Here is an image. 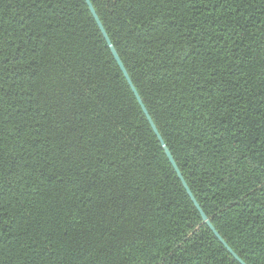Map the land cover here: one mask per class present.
Wrapping results in <instances>:
<instances>
[{
    "label": "trees",
    "instance_id": "16d2710c",
    "mask_svg": "<svg viewBox=\"0 0 264 264\" xmlns=\"http://www.w3.org/2000/svg\"><path fill=\"white\" fill-rule=\"evenodd\" d=\"M89 2L213 229L264 264V0ZM0 264H239L84 0H0Z\"/></svg>",
    "mask_w": 264,
    "mask_h": 264
},
{
    "label": "water",
    "instance_id": "95a60500",
    "mask_svg": "<svg viewBox=\"0 0 264 264\" xmlns=\"http://www.w3.org/2000/svg\"><path fill=\"white\" fill-rule=\"evenodd\" d=\"M84 1H85L86 5H87V7H88V9H89V11H90V13H91V15H92V17H93V19H94L96 25L98 26L99 31L101 32V34H102V36H103V39L105 40V42H106L108 48L110 49V52H111L112 57L114 58L115 62L117 63V65H118V67H119V69H120L122 75H123L124 78L126 79L127 84L129 85V87H130V89H131V91H132V93H133V95H134V97H135V99H136L138 105L140 106V108H141L143 114L145 115V117H146V119H147V121H148V123H149V125H150V127H151V129H152V131H153V133H154L155 136L157 137V139H158V141H159V143H160V145H161V147H162V149H163V151H164V153H165V155H166V157H167L169 163L171 164V166L173 167L175 173L177 174V177H178L179 180L181 181L182 186L184 187V189H185L187 195L189 196L191 202L193 203L194 207H195L196 210L199 212V214H200V216H201V218H202L203 223H204V224L210 229V231L214 234V236H215V237L217 238V240L221 243V245H222V246L228 251V253H229V254H230V255H231V256H232V257H233V258H234L239 264H244V263H243V262H242V261H241V260H240V259H239V258H238V257H237V256H236V255L230 250V249H229V247L224 243V241L220 238V236L216 233V231H215V230L213 229V227L211 226V224H210V222L208 221L207 217L203 214V212H202L201 209L199 208V206H198V204L196 203L194 197L192 196L191 192L189 191L187 185H186L185 182L183 181V179H182V177H181V175H180V173H179V171H178V169H177V167H176V165H175V163H174V161H173V159H172V157H171V155H170L168 149H167L166 146L164 145V143H163L161 137L159 136V134H158V132H157V130H156V128H155V126L153 125V123H152L150 117L148 116V113L146 112V110H145V108H144V106H143V104H142V102H141V100H140V98H139V96H138L136 90L134 89V87H133V85H132V83H131V81H130V79H129V77H128V75H127V73H126V71H125V69H124V67H123V65H122V63H121V61H120V59L118 58V56H117V54H116V52H115L113 46L111 45V43H110V41H109V39H108V37H107V35H106V33H105V31H104V29H103V27H102L100 21H99V19H98L97 15H96V13H95V11H94V9H93L91 3L89 2V0H84Z\"/></svg>",
    "mask_w": 264,
    "mask_h": 264
}]
</instances>
